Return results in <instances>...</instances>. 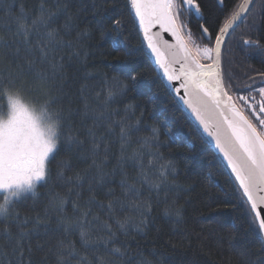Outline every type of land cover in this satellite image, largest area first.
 Here are the masks:
<instances>
[{
  "label": "trees",
  "instance_id": "16d2710c",
  "mask_svg": "<svg viewBox=\"0 0 264 264\" xmlns=\"http://www.w3.org/2000/svg\"><path fill=\"white\" fill-rule=\"evenodd\" d=\"M40 2L41 0H4L0 5V34L7 37L10 31H15V18L21 15V7L24 9L26 22L31 24L38 15ZM94 2L99 5L101 0H71V11L76 12L77 8L82 11L79 17L72 21L74 26L69 35H65L61 28L65 23L63 15L57 17L50 25L60 30L65 42H73L72 47L65 43L57 52L56 58L63 64V71L57 74L52 85V95L56 97L55 106L62 109L65 126H71L73 131H78L80 138L85 140V148L88 147L86 130L93 125V115L100 117L96 133L103 136L104 141L108 143L104 171L109 175L103 184L96 183L94 168L84 174L91 161L78 160L75 153H69L63 144L54 156L50 155L51 163L48 166L52 169V181L48 185H38L35 197L27 194L26 199L16 204L21 217L35 215L36 212L43 215L45 206L55 193L65 197L62 213L49 210L48 234L32 238L34 248L38 241L43 244L42 249L34 252L33 264H57L55 245L58 240L73 245L79 254L75 258L69 257L66 264H76L80 256L87 257L86 264H100L99 258L109 260L110 264H264V249L261 248L259 239L254 232L247 230L248 224L242 211L233 207L237 199L229 181L234 178L162 78L142 39L128 0H103L102 11L95 15L92 8ZM199 2L202 5V18H181L188 21V27L182 31L183 36L188 38L187 34L191 31L193 39L201 43L199 25L206 21L207 26L215 33L226 20L225 13L242 0H225L226 7L223 10L217 0ZM46 3L51 5L52 0H46ZM101 17H104L106 22H102ZM113 19L121 21L116 31H112L113 24L110 21ZM84 29H88L89 35L81 36L77 41V34ZM113 37L126 42L133 55L125 57L117 53L107 54ZM244 39L258 40L261 49H264V0H253L246 24L242 22L228 36L223 48V67L226 77L231 74L234 97L237 93L248 95L249 89L245 85L253 83L249 77L255 79L254 87H259L264 79L259 75L264 73V51L248 50L243 44ZM203 43L206 44L207 41ZM77 50L80 57L74 54ZM85 52L89 54L87 61L83 59ZM101 53L107 55L102 56ZM38 56L37 53L34 71L48 72L51 75L48 65H41ZM110 64H121L131 69L137 80L134 86L133 82L126 81L129 83L127 92L115 96L105 104V74L110 83L113 76L124 79L121 73L107 67ZM17 84L25 91L22 99L26 103L35 101L39 105L44 100L42 89L34 74L30 73L22 81L18 80ZM85 85L82 92V86ZM85 100L90 109L95 110L94 113L90 111L87 117L83 115ZM7 106V98L0 94V112L6 113ZM101 112L103 116H100ZM113 121H124L131 125L123 150L119 123L113 124L112 131L108 130L107 125ZM153 128L158 129V154L164 157L162 162L171 160L175 163L178 172L177 183L182 186L179 191L168 190L167 197L164 187L153 189L140 175L142 162L146 166L145 173L148 178H153V171L149 170L147 164L151 159L149 152H157V149L141 147L144 139L152 135ZM103 147L102 142V155ZM135 152L141 153L142 156L130 158ZM69 156L72 157L70 170H67L65 175L73 177L72 183L75 184L76 173L83 174V187H73L71 193H68V184L56 179L57 162ZM155 167L158 168V165ZM125 174L129 184L136 181L134 190L140 193L141 198L151 196L152 212L148 226L143 232H137L130 225L121 230L116 222L131 216L134 210L126 208L122 211L119 205L114 213H110L108 209V200L111 197L106 194L109 189L114 190L116 197L123 198L121 180ZM209 179L219 184L223 191L211 187ZM90 184L93 192L89 191ZM77 193L80 194L79 198ZM93 195L95 198L91 199ZM4 198L5 195L0 193V203L4 202ZM173 200V207L182 209V221L177 222L173 216L164 215L165 208L172 205ZM218 201L230 203L226 207L223 203H217ZM210 203L211 207L208 206ZM74 204L77 207H74ZM85 212L86 217L83 215ZM61 215L68 219L67 231L63 225L59 228L56 226L57 218ZM217 220H221L224 226L217 224ZM233 223L237 226L234 240L230 227ZM109 229L115 233V237L109 240L106 250L103 243L95 242L107 238ZM82 230L90 234L92 244L85 245L82 242ZM230 240L243 246L244 256L229 249ZM113 247H119L124 252L121 260H111L106 256V251ZM49 248H52L53 252H49ZM45 255L47 259H42Z\"/></svg>",
  "mask_w": 264,
  "mask_h": 264
},
{
  "label": "snow or ice",
  "instance_id": "6c2138e0",
  "mask_svg": "<svg viewBox=\"0 0 264 264\" xmlns=\"http://www.w3.org/2000/svg\"><path fill=\"white\" fill-rule=\"evenodd\" d=\"M3 2L4 0H0V5ZM217 2L222 10L226 7L225 0H217ZM252 2L253 0H243L242 3L229 9L225 13L226 20L215 33L207 26L206 21L201 23L199 25L200 44L196 43L189 31L188 38L195 48V54L180 35L188 27V21L181 17L202 18L203 11L199 0H128V5L134 12L147 48L155 57V64L163 72L164 78L169 82L179 81L178 87L171 83L168 87H172L177 94L183 89V96L180 97L183 105L207 137L211 138L215 149L223 157L227 169L234 177V180L229 181L237 199L233 207L242 211L248 224L247 230L255 233L261 248L264 249V196L256 195L258 192H264V79L261 80L259 87H254L255 79L249 77L253 83L245 85L249 89L248 95L237 93L234 97L231 74L226 77L223 67V48L227 38L235 27L239 26V23L246 24ZM70 4L71 0H52V4L47 5L46 0H41L38 15L31 24L26 22L24 9L21 7V15L15 18V31H10L7 37L0 34V94L8 100L7 112H0V192L10 193L11 197L15 198L9 199L6 195L4 202L0 203V264H33L34 252L42 249L43 244L38 241L34 248L32 238L48 234L50 209L63 212L65 197L58 192L49 199L43 215L36 212L35 215L21 217L16 208V204L27 198V194L36 196L38 185H48L52 181V169L48 166L51 163L50 154L54 156L59 151L60 145L66 146L69 153H75L78 160L91 161L84 170V174L94 168L96 183L103 184L109 175L104 171L109 150L108 143L104 141L103 136H98L96 133L100 117L93 115V125L86 130L88 147L85 148V140L80 138L78 131H73L71 126H65L62 109L55 106L56 97L52 95V85L57 74L63 71V64L56 58L57 52L65 46V43L68 47H72L73 42L71 40L65 42L60 30L50 25L57 17L63 15L65 23L61 28L65 35L71 33L74 26L72 21L79 17L82 9L77 8L76 12H72ZM92 8L94 15L101 12L103 0L99 5L94 2ZM101 20L106 22L104 17H101ZM110 22L113 24L112 31H116L121 25L118 19ZM156 24L177 40L178 50L172 61L162 59L155 37L150 34L151 27ZM88 35V29L82 30L77 34V41L81 36ZM101 35L103 37V30ZM205 40L206 44L203 43ZM243 44L250 51H264L258 40L244 39ZM37 53L39 63L41 65L46 63L51 70V75L48 72L34 71ZM111 53L122 54L125 57L133 55L126 42L118 37L110 40L107 54ZM74 54L80 57L79 50ZM107 54L101 53L102 56ZM88 55L87 52L84 53V61H87ZM202 60H207L208 63H202ZM174 63H179L178 69L172 66ZM107 67L121 73L124 79L113 76L110 83L105 74L103 80L107 94L105 104L115 96L127 92L129 83L126 81L133 82L134 86L137 80L133 71L124 65L110 64ZM30 73L34 74L45 97L39 105L35 101L26 103L22 99L25 91L17 84L18 80L22 81ZM259 75L264 77V73ZM84 87L86 85L82 86V92ZM90 111L95 112L94 109H90L85 100L83 115L87 117ZM103 115L101 112L100 116ZM105 119L108 118L105 117ZM116 123L120 125L123 150L131 125L124 121H113L107 125L108 130L112 131L113 124ZM102 142L103 155L101 154ZM141 147L157 149V152H149L151 159L148 160L147 167L153 171L152 179H149L145 173L146 166L140 163V175L144 178V182L153 189L159 190L164 187L165 197L168 195V190L179 191L182 186L177 183L178 172L175 163L171 160L162 162L164 157L158 154L160 148L158 129H152V135L144 139ZM121 156L123 158V151ZM141 156V153L135 152L130 158L136 159ZM71 159L72 157L69 156L59 160L56 165V179L69 185L68 193L72 192L73 187H83L82 173H76L75 184L72 183L73 177L65 175V172L70 170ZM156 165L158 168L155 167ZM135 182L129 184L126 174L124 175L121 180L123 198L116 197L114 190L109 189L106 194L111 197L108 200V209L110 213H114L119 205L122 211L126 208L134 210L131 216L123 220L118 219L116 222L121 230H125L130 225L137 232H143L148 226L153 205L151 196L141 198L140 193L134 190ZM209 185L223 191V188L211 179H209ZM89 191L93 192L91 184ZM79 195L77 193V198ZM94 198L93 195L91 199ZM158 198L157 191V202ZM217 203H223L227 207L230 201ZM173 205L175 200L172 201V205L165 208L164 215L173 216L177 222L182 221V209ZM208 206L211 207L212 204ZM74 207L77 205L74 204ZM83 215L86 217L87 212ZM216 223L224 226L221 220H217ZM62 225L67 231L68 219L61 215L57 218L56 226L59 228ZM230 227L234 240L237 226L233 223ZM114 237L115 233L109 229V236L95 243H103L107 250L109 240ZM80 238L85 245L93 243L87 231L82 230ZM70 248L71 251H69ZM229 249L240 256L245 255L243 246L233 243L232 240L229 241ZM48 251L53 252V249L49 248ZM55 255L57 264H66L69 257L75 258L79 254L73 245L66 244L64 240H58L55 245ZM106 256L111 260L119 261L124 256V252L119 247H113L106 251ZM42 259H47V255ZM99 259L100 264H110L109 260ZM86 260L87 257L80 256L76 264H86Z\"/></svg>",
  "mask_w": 264,
  "mask_h": 264
},
{
  "label": "water",
  "instance_id": "95a60500",
  "mask_svg": "<svg viewBox=\"0 0 264 264\" xmlns=\"http://www.w3.org/2000/svg\"><path fill=\"white\" fill-rule=\"evenodd\" d=\"M243 2V0H242ZM241 2V3H242ZM252 5V4H251ZM134 14V12H133ZM241 23H239L240 25ZM238 27V26H237ZM235 27V29L237 28ZM150 34L153 35L155 37V43L157 44V47H158V50L160 51L161 53V57L162 59L166 60V61H172L173 58H174V54L177 52L178 50V46H177V40L169 33V32H166V31H163L159 24H156L155 26L151 27L150 29ZM141 35H142V39L144 41V37H143V33L141 32ZM180 35L182 36L183 38V41L184 43H186L183 35L180 33ZM145 45H146V48H147V44L146 42L144 41ZM187 44V43H186ZM188 45V44H187ZM189 47V46H188ZM190 48V47H189ZM148 52L155 64V57L152 55L151 53V50L148 49ZM194 54V53H193ZM156 65V64H155ZM162 78L164 79L165 83L167 85H169V83H171L172 85L178 87L179 86V81H172V82H169L166 80V78H164L163 76V72L159 69V66L156 65ZM173 67L175 68H179V63H174L172 65ZM172 91V93L174 94L175 98L177 99L178 103L182 106V108L185 110V112L187 113V115L191 118V120L196 124V126L199 128V130L201 131V133L204 135V137L209 141V143L211 144V146L213 147V149L216 151V153L219 155V157L221 158V160L223 161V157L219 154L218 150L215 149L214 147V144L212 143L211 141V138L207 137V135L203 132V130L199 127V125L196 123V121L194 120V118L191 116V114L186 110L185 106L183 105L182 103V100L180 99L181 96H183V89H181L180 93L177 94L172 87H169ZM223 163L225 164V162L223 161ZM226 166V164H225ZM229 170V169H228ZM230 172V170H229ZM231 174V173H230ZM234 178V177H233ZM256 195L258 196H264V192H258Z\"/></svg>",
  "mask_w": 264,
  "mask_h": 264
},
{
  "label": "rangeland",
  "instance_id": "374dc122",
  "mask_svg": "<svg viewBox=\"0 0 264 264\" xmlns=\"http://www.w3.org/2000/svg\"><path fill=\"white\" fill-rule=\"evenodd\" d=\"M187 37H188V34H187ZM190 47H191V50L193 51V53L195 54V48L192 46L191 42L189 41V38H186ZM194 40L196 41V39L194 38ZM197 44H200V41H196ZM202 63H208L207 60H202L201 61ZM51 155V154H50ZM47 163V162H46ZM0 193H3L5 196L7 195L9 199H15L14 197H11L10 193H4V192H0Z\"/></svg>",
  "mask_w": 264,
  "mask_h": 264
},
{
  "label": "flooded vegetation",
  "instance_id": "af4514ba",
  "mask_svg": "<svg viewBox=\"0 0 264 264\" xmlns=\"http://www.w3.org/2000/svg\"><path fill=\"white\" fill-rule=\"evenodd\" d=\"M257 99H259V97L257 96Z\"/></svg>",
  "mask_w": 264,
  "mask_h": 264
}]
</instances>
